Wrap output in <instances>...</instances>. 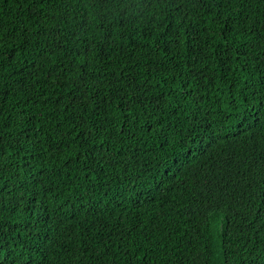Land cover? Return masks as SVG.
<instances>
[{"label":"trees","instance_id":"1","mask_svg":"<svg viewBox=\"0 0 264 264\" xmlns=\"http://www.w3.org/2000/svg\"><path fill=\"white\" fill-rule=\"evenodd\" d=\"M0 264H264V0H0Z\"/></svg>","mask_w":264,"mask_h":264}]
</instances>
